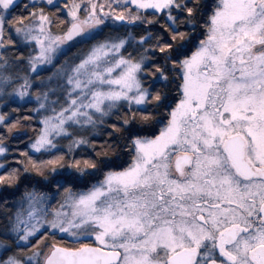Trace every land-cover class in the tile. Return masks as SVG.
I'll use <instances>...</instances> for the list:
<instances>
[{"label": "snow or ice", "instance_id": "snow-or-ice-1", "mask_svg": "<svg viewBox=\"0 0 264 264\" xmlns=\"http://www.w3.org/2000/svg\"><path fill=\"white\" fill-rule=\"evenodd\" d=\"M0 106V264H264V0H0Z\"/></svg>", "mask_w": 264, "mask_h": 264}, {"label": "trees", "instance_id": "trees-1", "mask_svg": "<svg viewBox=\"0 0 264 264\" xmlns=\"http://www.w3.org/2000/svg\"><path fill=\"white\" fill-rule=\"evenodd\" d=\"M173 93H174V89H173ZM10 107H15V105H10ZM27 107H28L27 105H24V108H27ZM0 109H1V110H4V111H7V110H8V109H3L2 107H1ZM21 114H23V113H21ZM91 138H92V139H96V138H97V135L94 134ZM22 139H23V137H22ZM99 139L102 140L103 137L100 136ZM6 143H8V142H6ZM10 143H11V146H13V147L16 146L15 140H11V138H10ZM61 144H62V146H63L64 144H66V141H62ZM63 150L66 151L67 149L64 148ZM89 151H90V149H88L86 146H84V147H79V148L74 152V154H75L76 156H80V155H84V154H86V153L89 152ZM97 179H99V177H97ZM23 187H24V185L22 184V185H21V191L23 190ZM28 187L31 188L32 185L29 184ZM36 187H37V189H38L39 191H45V192L49 191V189L44 188V187H42L41 185H37ZM78 187H80V186H78ZM17 195H19V193H17ZM57 199H59V196H58V195L56 196L55 199H52V200H51V202H50V204H49V208L51 207L52 204H55V203H56Z\"/></svg>", "mask_w": 264, "mask_h": 264}, {"label": "rangeland", "instance_id": "rangeland-1", "mask_svg": "<svg viewBox=\"0 0 264 264\" xmlns=\"http://www.w3.org/2000/svg\"><path fill=\"white\" fill-rule=\"evenodd\" d=\"M2 106H0V108H1ZM1 110V109H0Z\"/></svg>", "mask_w": 264, "mask_h": 264}]
</instances>
